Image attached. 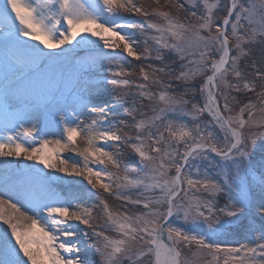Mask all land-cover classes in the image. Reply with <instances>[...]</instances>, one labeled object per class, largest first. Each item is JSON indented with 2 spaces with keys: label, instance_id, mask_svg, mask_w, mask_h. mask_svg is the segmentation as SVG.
Returning <instances> with one entry per match:
<instances>
[{
  "label": "snow or ice",
  "instance_id": "obj_1",
  "mask_svg": "<svg viewBox=\"0 0 264 264\" xmlns=\"http://www.w3.org/2000/svg\"><path fill=\"white\" fill-rule=\"evenodd\" d=\"M152 4L0 0V264H264V0Z\"/></svg>",
  "mask_w": 264,
  "mask_h": 264
},
{
  "label": "rangeland",
  "instance_id": "obj_2",
  "mask_svg": "<svg viewBox=\"0 0 264 264\" xmlns=\"http://www.w3.org/2000/svg\"><path fill=\"white\" fill-rule=\"evenodd\" d=\"M140 2L144 3L146 7H154V5L152 4V0H140ZM181 2H183V0H181ZM184 15H185L184 12L179 13V16L181 19L184 18ZM2 30H3L2 27H0V34H2ZM78 39H79V37H78ZM93 39H96V38H93ZM105 51H107V50H105ZM77 55L83 56L84 50H78ZM71 59L72 58H69V61H68L69 63H71ZM132 64L135 65V64H137V62L133 61ZM126 66L131 67V65H126ZM137 71H138V69H137ZM101 78L102 77L99 74L93 75V77H92V79H101ZM136 78H137L136 76H133V77H130L129 79L135 80ZM109 87H111V86H109ZM133 91H134V89H133ZM38 119H39V123H40L41 127H43V126L48 127L50 136H52L54 134L55 137H58L60 135V132L56 127V121H58L59 115L57 114V109H56L55 103L49 105L47 108H42L40 113H39ZM62 156L63 157H70L71 160H73V161L80 159L74 153L64 152V153H62ZM131 156H132V154H130V157ZM15 163L19 164L18 161H16ZM37 167L42 168L43 166L37 165ZM101 167H103V166H101ZM44 171L48 172L49 170L45 169ZM55 175L62 176L63 174L62 173H55ZM73 179L82 181V178L65 177V180H73ZM82 183L84 185H86V181H82ZM53 186L56 188L57 191L62 192L66 196L69 195V193H75L80 187L79 185H69L66 183L55 184ZM87 187H90V186H87ZM111 203H113L115 205V204H118L119 202L111 201ZM3 227H6V225ZM237 239H242V237L227 238L226 242L235 243ZM198 264H204V258H201L198 261Z\"/></svg>",
  "mask_w": 264,
  "mask_h": 264
},
{
  "label": "bare ground",
  "instance_id": "obj_3",
  "mask_svg": "<svg viewBox=\"0 0 264 264\" xmlns=\"http://www.w3.org/2000/svg\"><path fill=\"white\" fill-rule=\"evenodd\" d=\"M16 161H14L15 163ZM19 164L23 165V164H30V163H33V162H29V161H24L23 159H21L20 161H18Z\"/></svg>",
  "mask_w": 264,
  "mask_h": 264
},
{
  "label": "trees",
  "instance_id": "obj_4",
  "mask_svg": "<svg viewBox=\"0 0 264 264\" xmlns=\"http://www.w3.org/2000/svg\"><path fill=\"white\" fill-rule=\"evenodd\" d=\"M131 158H132V156L131 157L129 156V159H131Z\"/></svg>",
  "mask_w": 264,
  "mask_h": 264
}]
</instances>
